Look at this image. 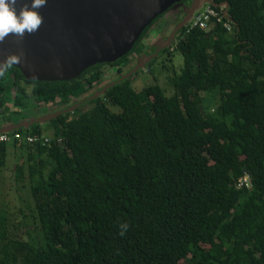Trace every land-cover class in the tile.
<instances>
[{"label":"trees","instance_id":"trees-1","mask_svg":"<svg viewBox=\"0 0 264 264\" xmlns=\"http://www.w3.org/2000/svg\"><path fill=\"white\" fill-rule=\"evenodd\" d=\"M212 1L228 4L234 29L180 31L163 50L185 62L171 97L129 78L91 99L105 65L144 52L152 25L126 55L72 79L29 80L13 64L0 73V127L90 92L73 112L16 130L51 131V144H2L0 167L10 146L24 159L17 183L28 166L43 240L11 237L1 212L0 264H264V0ZM245 176L250 188L237 185Z\"/></svg>","mask_w":264,"mask_h":264},{"label":"water","instance_id":"water-1","mask_svg":"<svg viewBox=\"0 0 264 264\" xmlns=\"http://www.w3.org/2000/svg\"><path fill=\"white\" fill-rule=\"evenodd\" d=\"M181 1L183 0H47V4L38 10L43 20L38 30L31 34L25 33L22 38L8 35L0 42V73L7 65L13 64L29 80H68L78 77L91 65L111 63L126 55L146 28ZM205 3L225 7V15L229 18L228 4L193 0L165 43L139 61L119 81L136 74L161 51L172 46L179 31ZM119 81L106 85L91 99L104 94ZM78 106L76 103L37 118L7 123L0 127V133L43 124L64 113L73 112Z\"/></svg>","mask_w":264,"mask_h":264},{"label":"rangeland","instance_id":"rangeland-1","mask_svg":"<svg viewBox=\"0 0 264 264\" xmlns=\"http://www.w3.org/2000/svg\"><path fill=\"white\" fill-rule=\"evenodd\" d=\"M191 1L193 2V0H186L182 5H178V3L177 5L175 4L176 7L167 10L165 14L161 15L156 22L152 24L149 33L143 40V43L145 44L144 52H142V54L140 53V55H132V61L123 70L124 72L135 67L139 61L154 53L158 47L165 43L168 36L176 27L179 19H181V17L185 14V10H187L190 6L189 4ZM205 5L207 4L205 3L204 6ZM202 7L197 11L201 10ZM162 26L166 29H163ZM177 37L174 42L177 41ZM173 48H175V46ZM184 63V57L178 50H173L172 53L169 51H161L145 68L139 70L136 74L130 76L129 78L132 81L133 87L138 91L143 90L149 85L158 83L164 89L165 94L171 97L174 95L175 89L171 85L169 78L174 76L175 73L180 75L184 67ZM117 70V68L110 64L105 65L104 71L106 80L102 85L124 75ZM89 93L83 95L81 98L74 99L75 104L78 103L80 99L83 100L82 98ZM213 103L214 95H208L204 104L211 107ZM91 106V103H87L85 108L88 109ZM109 107L115 112L121 111V108L118 106L110 104ZM46 109L47 110H44L42 108L41 114L35 115L33 118L53 113L61 108L56 103H51L47 105ZM28 118L29 117H26V119ZM45 134L50 136L53 135L51 131H46ZM23 161L24 159L21 152L18 149H12L10 146L6 165L0 167V213L5 212L8 214L9 220L7 232L11 237L21 238L29 242H32L33 240L40 242L43 240V236L38 226L39 222L37 220L36 212L33 209L34 204L30 193L27 165L25 166V179L20 183H17L16 181V167ZM29 230L33 231L28 232Z\"/></svg>","mask_w":264,"mask_h":264},{"label":"clouds","instance_id":"clouds-1","mask_svg":"<svg viewBox=\"0 0 264 264\" xmlns=\"http://www.w3.org/2000/svg\"><path fill=\"white\" fill-rule=\"evenodd\" d=\"M46 4L47 0H0V42L8 35L22 38L38 30L43 22L38 10ZM120 229V236H124L128 224H121Z\"/></svg>","mask_w":264,"mask_h":264},{"label":"built area","instance_id":"built-area-1","mask_svg":"<svg viewBox=\"0 0 264 264\" xmlns=\"http://www.w3.org/2000/svg\"><path fill=\"white\" fill-rule=\"evenodd\" d=\"M218 7L211 5L210 3L202 7L201 10L196 11L190 22L186 25L188 29L201 28L204 30H210L217 23L223 24L228 31H233L234 26L231 23L230 18H227L224 12L225 7ZM52 137V136H51ZM51 137L49 136H25L17 131L0 133V149L3 143H10L12 141L28 142L30 144H51ZM59 143H63V138H58ZM246 184L251 187L250 177L245 176L238 179L237 185Z\"/></svg>","mask_w":264,"mask_h":264},{"label":"flooded vegetation","instance_id":"flooded-vegetation-1","mask_svg":"<svg viewBox=\"0 0 264 264\" xmlns=\"http://www.w3.org/2000/svg\"><path fill=\"white\" fill-rule=\"evenodd\" d=\"M185 1H186V0L181 1L180 3H178V5H182V4H184ZM191 3H192V1H191L190 4H189L190 6L192 5ZM176 5H177V4H176ZM190 6H189V7H190ZM173 7H176V6L174 5ZM173 7H172L171 9H173ZM189 7L187 8V10H185V12L188 11ZM183 10H184V9H183ZM184 15H185V14H184ZM184 15H183V16H184ZM182 18H183V17H181V19H179V21L177 22V24L180 22V20H182ZM162 27H163V29L165 28L164 26H162ZM162 27H161V28H162ZM165 29H166V28H165ZM180 31H181V30H180ZM180 31H179V33H180ZM179 33H178V34H179ZM177 36H178V35H177ZM113 67L117 68V69H118L117 71L120 72V73H122V74H127L130 70H132V69L134 68V67H133V68H131L130 70L124 72L123 70H124L127 66H126V67L124 66V67H122V68H119V66H113ZM120 69H122V70H120ZM120 78H121V77H117L115 80H112V81H109V82L105 83L104 85H102V87H104V86H106V85H109V84H111V83H113V82H117V81L120 80ZM128 79H129V78H128ZM105 80H106V76H105ZM105 80L103 81V83L105 82ZM121 81H122V80H121ZM119 82H120V81H119ZM116 84H117V83H116ZM99 86L101 87V85H99ZM74 105H75V104H74ZM46 108H47V106H46ZM60 108H61V109H59V110L66 109V108H63V107H60ZM67 108H68V107H67ZM46 110H47V109H46ZM59 110H58V111H59ZM41 112H42V108H41V111H40L37 115L41 114ZM55 112H57V111H55ZM27 117H29L28 119H32V118H33V115H31V116H27ZM39 117H40V116H39ZM13 131H16V130H13Z\"/></svg>","mask_w":264,"mask_h":264}]
</instances>
